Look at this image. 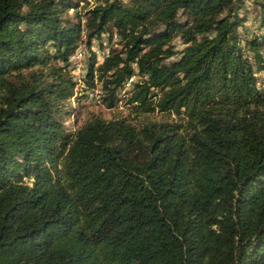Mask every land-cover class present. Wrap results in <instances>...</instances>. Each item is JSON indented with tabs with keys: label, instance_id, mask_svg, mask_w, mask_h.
<instances>
[{
	"label": "trees",
	"instance_id": "1",
	"mask_svg": "<svg viewBox=\"0 0 264 264\" xmlns=\"http://www.w3.org/2000/svg\"><path fill=\"white\" fill-rule=\"evenodd\" d=\"M95 1L0 0V264H264V0L244 41L245 0ZM113 30L85 85L176 117L71 135L68 59Z\"/></svg>",
	"mask_w": 264,
	"mask_h": 264
},
{
	"label": "rangeland",
	"instance_id": "2",
	"mask_svg": "<svg viewBox=\"0 0 264 264\" xmlns=\"http://www.w3.org/2000/svg\"><path fill=\"white\" fill-rule=\"evenodd\" d=\"M75 1L78 2L77 7L75 9H69L63 16L76 20V14H79L83 24L86 19V10L95 5L96 1L93 0V3H90L88 0ZM122 1L124 3L130 2V0ZM259 1L260 0H245L242 4L240 12L246 16V21L239 27L238 32L243 41L246 38H250L254 32H260L262 30L261 20L263 13L260 9ZM118 40L119 38L116 31L113 30L112 32H104L97 38H92L90 46H87L85 43V36L82 34L81 40L69 57L67 72L74 82L73 95L64 101V106L59 114V119L66 132L69 134L73 135L79 127L94 116H100L105 119H123L136 127H141V125L148 122L162 121L170 117H176L172 113L160 112L157 109L144 112L140 106L127 103V97L131 93L134 83L142 79L136 74L130 84H126V80L123 85L118 88L116 92L117 100L114 106L110 108L107 107L105 101H103L105 93L101 82L96 81V86L94 88H89L85 85V75L92 55L95 54L97 63H101L104 56L109 53L111 49L120 48ZM171 42L176 51L181 50L185 46L179 36H175ZM246 54L251 56L250 52H246ZM175 58L176 56L170 58V60ZM256 76L258 88L264 89V70L257 71ZM24 181L31 184L33 178H24Z\"/></svg>",
	"mask_w": 264,
	"mask_h": 264
},
{
	"label": "built area",
	"instance_id": "3",
	"mask_svg": "<svg viewBox=\"0 0 264 264\" xmlns=\"http://www.w3.org/2000/svg\"><path fill=\"white\" fill-rule=\"evenodd\" d=\"M90 3H93V0H88ZM109 53H107L105 56H107ZM104 56V57H105ZM104 59V58H103ZM135 75H132L128 80H127V83L126 84H130L131 81H133Z\"/></svg>",
	"mask_w": 264,
	"mask_h": 264
}]
</instances>
